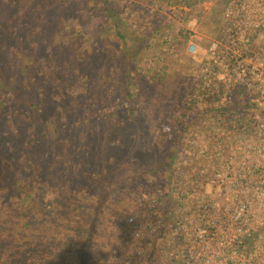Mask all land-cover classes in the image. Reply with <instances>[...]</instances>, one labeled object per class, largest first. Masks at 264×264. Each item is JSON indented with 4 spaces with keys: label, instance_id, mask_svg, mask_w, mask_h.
Listing matches in <instances>:
<instances>
[{
    "label": "trees",
    "instance_id": "trees-1",
    "mask_svg": "<svg viewBox=\"0 0 264 264\" xmlns=\"http://www.w3.org/2000/svg\"><path fill=\"white\" fill-rule=\"evenodd\" d=\"M126 9L113 0H0V264H113L126 227L116 213H135L150 183L172 179L193 114L161 134L176 96L158 79L133 84L142 50L125 35ZM109 33L115 39L104 41ZM111 80L118 97L105 92ZM119 111L138 127L119 125Z\"/></svg>",
    "mask_w": 264,
    "mask_h": 264
},
{
    "label": "built area",
    "instance_id": "built-area-1",
    "mask_svg": "<svg viewBox=\"0 0 264 264\" xmlns=\"http://www.w3.org/2000/svg\"><path fill=\"white\" fill-rule=\"evenodd\" d=\"M225 17L183 105L212 126L180 141L170 192L139 196L113 264H264V0L232 2ZM192 37L195 55L204 40ZM220 124H233V136Z\"/></svg>",
    "mask_w": 264,
    "mask_h": 264
},
{
    "label": "rangeland",
    "instance_id": "rangeland-1",
    "mask_svg": "<svg viewBox=\"0 0 264 264\" xmlns=\"http://www.w3.org/2000/svg\"><path fill=\"white\" fill-rule=\"evenodd\" d=\"M188 1V2H187ZM237 0H113L114 3H122L127 7L124 14L122 13V21L125 26V35L128 39L132 36L136 41L141 43L142 55L136 56L132 60L134 63V85L145 86L151 78L160 80V83H165L168 92L176 96L175 103L176 113L171 118L162 124L160 132L168 137L172 135L175 126L185 109L183 108L185 99L191 90V85L195 76L198 74L201 67V61L205 57L206 40L223 41L224 27L228 25L225 17L227 12L232 7V2ZM191 4L190 7L186 6ZM188 12V15L180 14ZM193 15V16H191ZM200 36L204 41L195 55L186 52L187 42L199 41L193 38V35ZM186 35V36H185ZM186 37V43L182 45V38ZM115 39L114 34L109 33L104 41ZM181 39V40H180ZM168 43H164V42ZM176 42L173 45L170 42ZM117 46L122 47V44L127 42L117 40ZM132 44V43H131ZM128 44L127 47L132 49V45ZM168 44V45H167ZM171 45V46H170ZM167 48V49H165ZM124 50V46L122 47ZM155 52L160 54L158 59H154ZM199 53V56H196ZM165 65L166 68L162 67ZM161 68H163L161 70ZM114 80L117 78L112 77ZM165 78L167 79L165 81ZM111 80L110 90L105 91L114 93L116 97L120 95L118 84ZM172 101V100H171ZM195 114L185 119L184 123L194 122L190 125L187 133L189 135L197 134L201 131H206L211 128L212 124H196L202 118H195ZM118 117L120 119L119 125H130L131 128L136 129L139 125L138 121H130L121 111ZM203 117V116H202ZM169 128V132L165 129ZM221 130H225L226 135L233 136V124H220L218 126ZM217 127V128H218ZM134 134V133H132ZM169 139V138H168ZM168 141V140H167ZM167 143V142H166ZM168 145V143H167ZM180 148L176 150V153ZM138 158L143 162L155 163L153 153L143 154L137 152ZM159 157H157V160ZM177 157L175 158V160ZM157 162V161H156ZM166 165L160 178L166 175ZM150 180V177H148ZM175 184V179H171L169 183L153 185L150 183V189L155 188L165 195L170 192V185ZM167 202L173 203V199L167 196ZM166 210H164V213ZM130 215L128 210L121 213H116V216L125 220ZM223 216H230V213L223 210ZM88 253L85 251L84 256L87 257ZM83 256V258H84Z\"/></svg>",
    "mask_w": 264,
    "mask_h": 264
}]
</instances>
